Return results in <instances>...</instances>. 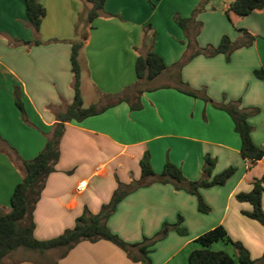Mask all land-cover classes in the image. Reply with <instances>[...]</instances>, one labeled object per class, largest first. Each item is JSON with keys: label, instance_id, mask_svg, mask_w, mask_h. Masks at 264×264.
Listing matches in <instances>:
<instances>
[{"label": "crops", "instance_id": "0c3cea01", "mask_svg": "<svg viewBox=\"0 0 264 264\" xmlns=\"http://www.w3.org/2000/svg\"><path fill=\"white\" fill-rule=\"evenodd\" d=\"M37 1L45 15L35 32L24 0H0V212L9 211L12 192L23 178L21 161L44 148L57 115L73 101L71 43L85 31L81 85L86 76L97 108L114 102L108 96L124 100L79 123H64L55 171L33 210L34 238L48 240L72 229L84 208L98 214L118 183L139 180V161L147 153L156 175L169 162L187 182H209L229 168L235 171L221 186L198 189L207 212L198 209L196 196L171 183L132 191L106 221L112 234L127 244L158 238L147 254L150 264H187L198 248L196 238L222 226L252 260H259L264 228L241 214L251 206L235 196L264 178V156L254 165L241 157V141L225 107L237 104L249 115L251 140L264 149V11L238 17L228 12L231 0H209L192 18L202 0H151L153 8L147 0H106L92 28L83 29L76 21L91 8L86 0ZM174 15L192 18L187 32ZM224 36L236 45L228 57L203 53L187 60L195 50L216 48ZM149 50L166 69L153 81H139L135 60ZM15 89L24 115L15 106ZM205 156L214 161L208 177L203 175ZM82 181L86 188L78 194ZM261 203L264 211V193ZM179 219L184 235L172 229ZM211 250L234 256L218 242ZM60 255V250L39 254L19 248L1 264L8 258L13 259L9 264H142L104 240L79 242Z\"/></svg>", "mask_w": 264, "mask_h": 264}, {"label": "trees", "instance_id": "16d2710c", "mask_svg": "<svg viewBox=\"0 0 264 264\" xmlns=\"http://www.w3.org/2000/svg\"><path fill=\"white\" fill-rule=\"evenodd\" d=\"M25 13L29 25L35 32L38 31L41 21L45 15L44 7L37 0H24ZM91 5V8L81 15L79 24L83 25V29H91L92 22L100 16L106 0H86ZM151 7V0H147ZM209 0L202 2L195 9L194 14L204 9V6ZM264 11V0H231L228 12L233 13L238 17H246L255 12ZM190 18V19H192ZM190 19L180 18L178 15L173 16L174 22L185 32L188 31L187 25ZM197 33L192 35V39L187 45L193 47V41ZM86 40V32L82 33L80 41L71 43V72L73 75L72 88L74 97L72 103L67 106L66 110L57 115L58 123L55 125L50 137L47 139L44 148L31 160L21 161L23 178L18 183L10 197L9 211L7 213L0 212V264L10 253L19 248L43 254L51 250H60V257H64L66 253L76 244L82 241L95 243L104 240L112 243L117 248L121 249L126 256L133 262L142 264H150L147 256L149 248L152 247L159 239L151 240L144 239L141 243L127 244L120 240L116 235L112 234L106 226L107 219L114 213L118 203L132 191L141 187H146L155 183L173 184L175 189H183L187 193L196 196L198 201V209L201 212H207L203 201L198 194L199 188H209L212 186L223 185L229 177L234 174V168H229L219 175L212 178L211 181L203 179L198 182H187L181 170L175 165L167 162L160 175H156L151 168L148 154L145 153L139 161L140 178L138 181H132L129 185L118 183L117 189L114 191L110 201L101 206L98 214H91L84 208L81 216L75 220V225L72 229L65 230L59 236L48 240H37L33 236V210L37 203L40 194L44 188L47 177L55 171L54 167L59 159V143L64 132V123L81 122L86 118L95 116L104 110L120 103L123 98L120 97H105L114 102H108L101 108L94 105L88 108L83 107L81 98V64L80 57L83 50V44ZM193 42V44H192ZM38 44V43H36ZM236 47L228 37H222L219 45L216 48H206L195 50L189 54L187 60L192 59L199 54L213 56L216 54H225L229 56L232 49ZM166 69L162 59L152 50L143 54H139L135 60L134 70L137 80L150 82L156 79ZM256 76L263 78L262 71H256ZM14 103L21 115H24L23 106L20 100L19 92L14 90ZM133 109H139L140 105H132ZM226 113L231 118L234 124V130L238 134L241 147L240 155L248 160L250 165L256 164L264 156V149L257 148L250 137L252 127L247 122L249 115L239 109L237 104H230L225 107ZM214 161L205 156L203 159V175L208 177L213 169ZM264 179H255L252 182V188L247 193H238L235 200L239 203H248L251 206L250 211H242L241 214L260 224L264 228V211L262 208L261 198L264 193L262 183ZM167 228L168 225H164ZM172 229L178 234L184 235L185 230L180 227V219ZM160 238V237H159ZM225 242L232 246L234 256H229L222 251H213L211 246L217 242ZM195 243L198 248L192 250L187 258V264H264V255L257 261L252 260L250 254L241 243L233 241L227 235V232L222 226H216L211 230L196 238ZM56 264V263H52Z\"/></svg>", "mask_w": 264, "mask_h": 264}, {"label": "rangeland", "instance_id": "374dc122", "mask_svg": "<svg viewBox=\"0 0 264 264\" xmlns=\"http://www.w3.org/2000/svg\"><path fill=\"white\" fill-rule=\"evenodd\" d=\"M76 23H77L76 26H80L78 21H76ZM80 93H81V98L83 101V107L84 108H88L89 106H91L90 104H92V103L95 107H97V105L94 103L95 94H94L93 87L91 86L90 82L87 80L86 76L82 77V85L80 87ZM102 103H104V102H102ZM261 179H264V178H261ZM262 185L264 186V182L262 183ZM218 243L225 245L226 247H229L231 249V251L233 252V249L231 248L232 246H230L229 244H226L225 242H218ZM20 249H23V248H20ZM23 250L27 251V249H23ZM230 256L232 257L233 255L231 254ZM11 260H13V259L10 258V260H9V258H8V260H6L7 262H4V264H9L11 262ZM43 262H45L47 264L48 260H45Z\"/></svg>", "mask_w": 264, "mask_h": 264}, {"label": "built area", "instance_id": "2783aa9c", "mask_svg": "<svg viewBox=\"0 0 264 264\" xmlns=\"http://www.w3.org/2000/svg\"><path fill=\"white\" fill-rule=\"evenodd\" d=\"M85 188H86V182L82 181V182H80V183L77 185V187H76V192H77L78 194H80V193H82V192L85 190Z\"/></svg>", "mask_w": 264, "mask_h": 264}]
</instances>
